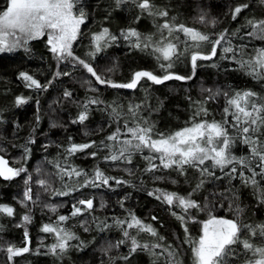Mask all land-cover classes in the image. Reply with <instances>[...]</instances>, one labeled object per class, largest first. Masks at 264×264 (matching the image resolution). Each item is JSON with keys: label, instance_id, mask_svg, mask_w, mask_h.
Returning a JSON list of instances; mask_svg holds the SVG:
<instances>
[{"label": "trees", "instance_id": "1", "mask_svg": "<svg viewBox=\"0 0 264 264\" xmlns=\"http://www.w3.org/2000/svg\"><path fill=\"white\" fill-rule=\"evenodd\" d=\"M152 2L156 9L167 11L168 15L142 14L133 0H126L118 7L115 0H80L78 7L85 13V22L73 44V55L90 65L101 79L126 84L137 71H151L158 76L165 73L159 67L162 61L156 60L151 49L133 47L132 41L121 36L122 31L135 28L142 36L151 35L156 42L160 40L157 26L167 20L176 26L196 29L213 39L226 33L227 40L217 47L216 56L197 61L194 71L190 56L186 64L181 61V67L176 65L168 70L190 79H172L162 84L142 79L134 89L113 88L107 83L100 84L84 68L69 61L58 63L46 36L29 41L27 51L21 47L0 53V156L9 166L26 169L11 180L0 177V205L14 209L11 216L0 213V264H57L48 257L56 237L42 230L49 224L80 237V241H69V246L75 250L69 256L77 257L75 263L69 264H119L121 257L128 254L130 245L123 235L124 227L118 221L129 219L130 214L151 225L164 239L158 240L144 232L137 234L134 229L128 231L141 243L159 242L171 246V250L178 253L176 258L180 264H186L192 257V244L187 241L199 238L201 223L210 215L237 220L242 225L264 224V203L260 200L259 189L242 183L238 174L230 179L225 174L228 168L222 172L219 168H211V162H206L205 166L214 175L187 166L181 174L174 168H163L156 159L151 163L158 165V169L149 171L151 164L146 157L152 154L144 151L133 152L130 163L123 158L117 161L104 159L112 150L104 147L102 142L111 144L107 137L118 127L123 132L126 122L135 127L137 122L143 124L146 121L147 126L153 128L155 139L159 133L167 135L189 126L190 118L201 103L207 109V115L197 117V120L222 121L226 107L224 93L231 96L236 91L251 90L264 97V79L249 75L239 63L264 48V40L248 35L252 29L247 25L249 19L264 20V0ZM6 4L7 0H0V10ZM242 5L247 7L233 19L234 9ZM105 28L117 39L100 41L97 51L93 37ZM174 36L179 37L174 42L180 52H185L184 34L178 32ZM229 46L236 50L235 53L223 52V47ZM195 50L207 55L211 45L203 43ZM234 55L235 59L232 58ZM21 73L32 76L42 88L27 87L28 82L21 78ZM210 95L212 99H209ZM17 98H23L25 103L17 104ZM91 100L98 102L89 103ZM84 105L88 107L87 119L80 123L78 116L84 111ZM130 108L135 109V115ZM115 112L119 113L118 117ZM228 120L232 122L231 117ZM229 131L236 135L235 129ZM256 135L264 142V128ZM120 138L129 137L121 135ZM91 142H95L92 147L69 154L68 149L73 144ZM93 152L95 156L91 155ZM232 152L237 157L249 156L250 148L237 140ZM251 163L255 165L256 161ZM97 167L105 176L115 179L109 180L108 185L97 182L99 186L96 187L83 186L85 179H92ZM72 169L81 175L69 177L63 174L62 170ZM249 174L245 171L246 176ZM29 176L31 181L26 184ZM40 179L48 182L47 190L38 183ZM116 180L126 183L117 184ZM197 184H200L199 189H196ZM261 184L264 186V181ZM29 187L31 200L24 195ZM157 189L185 197L190 195L202 210L191 209L185 216L186 223H182L172 214H182L180 209L149 195ZM89 199L93 202L90 209L78 203ZM75 208H80L81 212L73 216ZM25 215L30 216L26 226L22 223ZM61 215L68 219L59 221ZM25 230L31 238L32 249L12 262L6 248L25 246ZM242 235L246 237L247 233L242 232ZM251 241L254 243L252 238ZM259 243L260 239L255 244ZM236 251L235 264H245L251 258L241 246H236ZM133 255L141 257L140 264H165L146 251L137 250ZM159 258L165 260L166 254Z\"/></svg>", "mask_w": 264, "mask_h": 264}, {"label": "snow or ice", "instance_id": "2", "mask_svg": "<svg viewBox=\"0 0 264 264\" xmlns=\"http://www.w3.org/2000/svg\"><path fill=\"white\" fill-rule=\"evenodd\" d=\"M80 0H7V4L3 10H0V53L11 52L17 48H25L29 41L47 36V44L50 46V51L58 60L73 57L72 44L80 34V26L85 22V13L82 8L78 7ZM126 2V0H115L117 7ZM141 13H146L149 16L166 17L167 11L156 9L152 0H133ZM247 5L237 6L233 11V19L241 13ZM203 22V17H201ZM247 25L252 29L248 33L260 40H264V20L254 21L249 19ZM157 32L160 34V40L154 42L153 37L142 36L135 28H128L121 32V36L128 41H132V46L135 48L151 49V54L155 56L159 63L160 69L164 71L163 76L155 75L151 71H137L134 73L131 82L126 84H117L111 81L101 79L95 70L84 61L80 60L88 72H90L100 84H110L113 88H128L134 89L137 87L141 79H146L155 84H162L168 80H186L190 77H184L168 71L173 67L174 58H178L182 53L174 40H179L175 33H183L186 40L184 51L190 56L193 71L199 60H210L217 54V47L221 46L222 41L227 40L226 33H220L215 39L205 33L186 27L184 25L176 26L165 20L164 23L157 26ZM166 33V34H165ZM172 39H169V38ZM134 38V39H133ZM116 40L117 37L109 34L107 28L96 34L93 40L96 42V50L100 49V41ZM203 43H209L211 50L205 55L195 49L200 48ZM224 53L233 52L235 49L231 46L223 47ZM94 55V54H93ZM227 58V57H224ZM235 59V55L232 57ZM167 62V63H164ZM241 67L248 70V74L254 78L264 79V48L258 49L254 56L247 61H239ZM59 75V73L57 74ZM21 78L28 82L27 87L42 88V85L32 76L21 73ZM211 93V90H208ZM219 94V93H217ZM65 95H71L65 93ZM226 97V107L224 111V119L222 121H208L205 119L197 120V117L206 116L207 109L202 106V103L196 107L193 116L190 118V124L183 129L177 130L170 134H157V138H153V128L147 126L145 121L143 124L137 122L135 127L129 126L126 122L123 126V132L120 127L114 133L107 137L111 144H104V147L111 151L110 156L104 159L117 161L123 158L127 162H131L133 152H143L149 150L152 155L147 156L151 167L149 171L157 170L158 165L151 163L158 159L160 165L165 168H174L181 174L185 171V166L198 168L202 173L214 175V172L209 171V167L205 166L206 162H211L210 167L219 168L222 172L228 168L225 173L230 179L236 178L239 175L242 183L251 185L254 189H259V196L264 203V186L261 181H264V142H261L260 137L256 135L264 128V97L258 96L257 93L251 90L236 91L231 96L228 93L223 94ZM212 95L209 99H212ZM96 100H91L89 103H97ZM17 104L25 103L23 98H17ZM139 105L136 106L138 108ZM130 112L135 115V109L130 108ZM88 107L84 105V111L78 116V122L83 123L87 119ZM115 116H119L115 112ZM228 117L232 118L230 123ZM77 121H73L76 123ZM235 129L236 135L230 134L229 129ZM121 135L125 138L121 139ZM239 140L244 145L250 148L249 156L237 157L233 154L232 148ZM95 142L89 144H73L68 149L69 154L77 151H84L93 146ZM25 152L28 149L25 148ZM95 156L96 153H91ZM255 160L253 165L251 162ZM205 166V167H201ZM238 169L240 171L238 172ZM259 169V171H256ZM64 175L71 177L80 176L81 173L75 169L71 171L62 170ZM245 171H249V175H245ZM22 172H26L25 168H13L8 166V161L0 156V177L5 180H11L19 176ZM260 177V180H257ZM114 177L105 176V174L97 167L94 170V175L91 180L85 179L83 186H99L100 182L104 185L109 184V180H114ZM31 181V177H27L25 183ZM38 183L41 187L47 190L48 182L40 179ZM117 184L126 183L125 181L116 180ZM203 183V181H201ZM200 184L196 185L199 189ZM66 194V193H62ZM25 197L28 200L32 199L31 188H27ZM149 195H154L155 198L162 203L180 209V215L176 212L172 214L176 216L182 223H186L185 216L190 213L191 209L202 210L201 206L194 200L188 197L179 195L175 192H167L157 189L155 192H150ZM81 205H86L87 208H92V200H80ZM55 210V209H53ZM14 209L7 205H0V213L13 215ZM81 212L80 208H75L72 215L75 216ZM68 217L59 216V221H66ZM155 220L156 217H153ZM25 222L30 221V217H23ZM124 227L123 235L128 238L129 249L128 254L121 257L127 261L137 252L146 251L157 259L165 256V264H180L177 260L178 253L171 250V246H165L159 242L154 244L141 243L132 235L128 229H134L137 234L144 232L152 237H157L158 240H163L164 237L158 236L157 231L151 226L144 224L134 215L130 214L129 219L118 221ZM46 233H53L57 237V243L52 246V251L57 249L63 251L68 247L70 240L76 239L74 234L65 231L58 226L44 225L43 229ZM242 232H246L247 236H243ZM187 233V227H185ZM27 237V232H25ZM252 237H259L260 243L255 244L251 241ZM192 244L193 264H235L237 255L236 246H241L246 255L250 254L251 258L245 261V264H264V224L259 225H242L237 220L226 219L210 215L209 218L202 222V234L196 240L188 239ZM124 243V241H120ZM157 249L161 251L157 252ZM29 247L15 248L9 246L6 248L8 258L11 260L15 256H21L29 252ZM155 264V262H154Z\"/></svg>", "mask_w": 264, "mask_h": 264}, {"label": "rangeland", "instance_id": "3", "mask_svg": "<svg viewBox=\"0 0 264 264\" xmlns=\"http://www.w3.org/2000/svg\"><path fill=\"white\" fill-rule=\"evenodd\" d=\"M142 17V16H141ZM82 26V25H81ZM81 26H80V28H81ZM47 37V36H46ZM39 39V38H38ZM75 42V41H74ZM74 42H73V44H74ZM73 44H72V47H73ZM19 48H17L16 50H18ZM15 51V50H14ZM12 52V51H11ZM4 53V52H3ZM56 58V57H55ZM187 59H189V55H188V53L187 52H183L182 53V55L179 57V58H177L176 60H174V64H173V67L174 66H176V65H178L179 67H181L180 66V64L179 63H181V61H183V65H184V63L186 64V61H187ZM56 60L58 61V63H60L61 61H69L71 64H73V65H76V66H79V67H82V68H84L86 71H87V69L82 65V64H80L79 63V60H77L76 59V57H74V55H73V57H68L67 59H63V60H58L57 58H56ZM90 73V72H89ZM91 74V73H90ZM92 75V74H91ZM142 80V79H141ZM130 138V137H129ZM144 152H149V150H147V149H145L144 150ZM150 153V152H149ZM152 154V153H151ZM9 166V165H8ZM9 167H11V166H9ZM13 168H15V167H13ZM85 207H87L86 205H84ZM27 216H29V215H27ZM30 217V216H29ZM2 222V220H0V223ZM22 223L24 224V226H26V224H27V222H25L24 220H22ZM201 225H202V223H201ZM27 229V228H26ZM26 232H27V234H28V231L27 230H25ZM201 234H202V228H201ZM200 234V235H201ZM55 236V235H54ZM56 237V236H55ZM75 237H77L76 238V240L77 241H80L79 240V236H75ZM259 237H252V240L254 241V243H257L258 241H259ZM74 240V239H73ZM73 240H70V241H73ZM57 243V237H56V241L52 244V246L54 245V244H56ZM25 246H27V247H29V252L31 251V249H32V241H31V238L29 237V236H27V240H26V243H25ZM25 246H22V247H19V248H23V247H25ZM52 246H51V248H50V251H49V253H48V257H50V259L53 261V262H56L57 264H69V263H75L76 262V259H77V257H73V256H69V253H72L73 251H75L72 247H70L69 246V242H68V247L65 249V250H63V251H61V250H59V249H57L55 252H53L52 251ZM29 252H27V253H29ZM27 253H24V254H27ZM23 254V255H24ZM67 254V255H66ZM77 254V252L75 253V254H73V255H76ZM144 256H145V254H143ZM46 256V255H45ZM17 257H19V256H15V257H13L12 259H11V261L12 262H14V259L15 258H17ZM146 258H147V256H145ZM43 258H44V255H43ZM140 258L141 257H137L136 255H133V256H131L130 257V259L129 260H127V261H124V260H121V262L119 263V264H134V262H137L138 264H140V263H142V261L140 260ZM134 259V260H133ZM159 259V261L160 262H163V261H165L164 260V258H158ZM158 261V262H159ZM153 263V262H152ZM181 264H183V263H181ZM186 264H193V258L191 257L190 259H189V261L186 263Z\"/></svg>", "mask_w": 264, "mask_h": 264}]
</instances>
